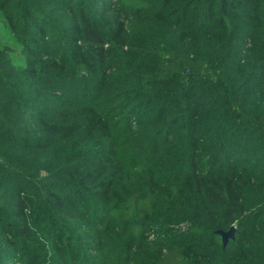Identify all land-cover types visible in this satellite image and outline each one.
<instances>
[{
    "label": "trees",
    "instance_id": "1",
    "mask_svg": "<svg viewBox=\"0 0 264 264\" xmlns=\"http://www.w3.org/2000/svg\"><path fill=\"white\" fill-rule=\"evenodd\" d=\"M0 264H264V0H0Z\"/></svg>",
    "mask_w": 264,
    "mask_h": 264
},
{
    "label": "water",
    "instance_id": "2",
    "mask_svg": "<svg viewBox=\"0 0 264 264\" xmlns=\"http://www.w3.org/2000/svg\"><path fill=\"white\" fill-rule=\"evenodd\" d=\"M236 230L237 227L233 226L228 232L218 231L217 233L222 236L225 245L229 239H234Z\"/></svg>",
    "mask_w": 264,
    "mask_h": 264
},
{
    "label": "rangeland",
    "instance_id": "3",
    "mask_svg": "<svg viewBox=\"0 0 264 264\" xmlns=\"http://www.w3.org/2000/svg\"><path fill=\"white\" fill-rule=\"evenodd\" d=\"M79 230L81 231V230H83V229H79ZM75 233H76V231H75ZM95 257H96V256H95ZM99 260H100V259H99ZM100 261H101V260H100Z\"/></svg>",
    "mask_w": 264,
    "mask_h": 264
}]
</instances>
